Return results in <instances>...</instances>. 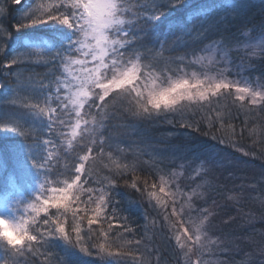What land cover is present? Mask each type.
Returning <instances> with one entry per match:
<instances>
[{
    "label": "trees",
    "instance_id": "16d2710c",
    "mask_svg": "<svg viewBox=\"0 0 264 264\" xmlns=\"http://www.w3.org/2000/svg\"><path fill=\"white\" fill-rule=\"evenodd\" d=\"M29 5L35 6L33 0H28L25 7ZM129 7L133 12L148 11L149 2L129 0ZM0 9V63L25 51L21 47L28 45L24 43L29 38L25 33L55 35L62 46L73 39L67 27L55 23L17 33L14 25L22 6L0 0ZM262 40L264 0H183L169 11L163 23L140 35L127 51L129 57L139 58L141 83L148 87L153 81L166 86V81L192 78L193 73L214 75L223 71L241 86L264 91V49L250 47ZM213 47L219 51L213 53ZM73 56L82 58L77 53ZM200 57L206 59L201 61ZM65 78L69 77L63 66L43 56L42 50H33L30 57L10 69L0 68V130L5 125L17 128L15 132L0 131V155L7 160L0 167V194L18 183L24 203L31 201L48 208L47 213L40 211L39 215L29 208V232L39 238L32 242L31 249L25 242L18 252L0 241V264H125L127 256H139L141 245L148 255L143 264H261L264 99L257 97L258 102L252 104L251 95L244 94L245 99L239 101L236 96L240 94L232 90L213 98L211 105L183 101L182 113L162 111L154 118L142 119L131 114L134 100H113L110 96L103 111L85 107L84 111L90 112L87 118L91 121L95 117L94 131L90 125L83 138L78 135L73 139L70 133L76 117L71 105L67 110L58 109L57 115L64 112L60 116L64 123L57 121L50 129L47 109L55 107L56 102L44 103L57 79ZM37 102L45 108V115H37L36 109L27 106ZM48 141L51 143L45 147ZM25 144L38 149L36 159L43 165L41 170L30 162ZM11 146L16 148L15 156L9 155ZM89 147L92 153L85 162L82 191L76 193L80 199L71 201L67 213L63 207L43 205L52 194L39 199L30 194V182L42 183L45 193L65 187L64 182L75 175L74 168ZM133 179L139 191L126 186L125 182L130 185ZM113 181V204L119 201L115 218L110 206L107 221L102 214L99 223L89 226L87 220L94 217L95 204L86 203L87 189H93L95 200L100 193L108 192ZM149 192L156 195L150 199ZM85 207L87 213L78 211ZM73 211H77L82 237L76 248L58 238L50 239L49 226L43 223L60 216L75 241ZM209 213L205 235L197 241L193 234L188 248L181 249L169 225L176 224L182 232L186 225L181 217L197 219ZM80 246L90 255L81 253Z\"/></svg>",
    "mask_w": 264,
    "mask_h": 264
},
{
    "label": "snow or ice",
    "instance_id": "6c2138e0",
    "mask_svg": "<svg viewBox=\"0 0 264 264\" xmlns=\"http://www.w3.org/2000/svg\"><path fill=\"white\" fill-rule=\"evenodd\" d=\"M148 2V11L133 12L132 8L129 7V0H48V2L41 0L39 3L33 0L34 7L31 5L25 7L28 0H12V3L21 5L23 9L14 25L17 33H24L26 29L41 24L55 23L67 27L71 31L73 39H70L66 46H62L55 35L40 36L34 33H25L33 43L27 46L22 45L21 47L25 51L13 56L11 60L0 63V68L10 69L19 61L30 57L33 50L37 52L42 50L43 56L50 57L53 61L61 64L69 78L57 79L56 87L47 93L44 103L48 104L53 99L56 102L55 107L47 109L48 127L50 129L57 121L64 123L60 120V116L64 112L60 111L57 115L58 109L67 110L71 105V110L76 117L70 133L73 139L78 135L83 138V135L90 131V125L92 126L91 130L94 131L95 117L90 121L87 118L90 112H85V107L88 106L89 109L96 107L103 111L108 104L107 98L110 96L113 100L120 98L134 100L135 104L131 109V114L142 119L154 118L162 111L165 113H182L185 107L183 101L204 102L211 105L213 98H218L225 93L230 94L232 90L240 94L236 96L239 101L245 99L244 94L251 95L252 104L258 102L257 97L264 99V91L254 90L247 85L241 86L238 80L229 79L223 71L214 75L193 73L192 78L180 77L166 81V86L157 85L155 81L152 82L151 87L142 84L140 60L138 57H129L127 50L140 38V35L163 23L168 18L169 11L176 4L182 3L183 0H164L163 3L160 0H148ZM138 7L142 9L144 5L139 4ZM129 15L131 18H128ZM250 47L264 49V40L260 41L259 44H252ZM218 51V48L213 47V53ZM73 53L79 54L82 58H75ZM222 55H226V53ZM204 59L206 58L200 57L201 61ZM209 62H211L210 58ZM89 64L92 66L89 67ZM4 75L7 76L8 73L5 72ZM0 87H3L2 83H0ZM42 87H47V85H42ZM145 89L147 90L146 97L144 95ZM53 92L55 93L54 96ZM27 106L36 109L37 115H45V108L41 107L38 102ZM200 106L203 107L204 104L202 103ZM185 126L192 127V125ZM0 131L15 132L17 128H9L5 125ZM71 142L69 140V144ZM50 143L48 141L45 147ZM37 150L31 145H24V152L28 155L32 165L41 170L43 165L36 159ZM101 150L103 149L101 148ZM91 153L92 148L89 147L88 154L80 156V162L74 168L75 175L64 182L65 187L51 188L49 191L53 195L49 199H44L43 205L51 203V206L57 209L63 207L65 213L70 210L71 201L80 199L76 193L82 191L81 182L86 171L85 162L89 160ZM15 154L16 148L11 146L9 155L15 156ZM6 163L5 157L0 155V167H4ZM163 182L167 183V181ZM125 183L133 190H140L136 179H133L130 185ZM115 187L116 184L113 181L108 192L100 193L95 200L92 197L93 189H87L88 201L86 203L95 204V208L92 209L94 217L87 220L89 226L99 223L102 214L107 221L110 206L113 208L111 216L113 219L115 218V209L119 206V201L116 204H113L112 201L111 193ZM160 191L163 192L164 188L161 187ZM155 195V192L148 193L150 199ZM229 199H235V197H229ZM157 203L163 206L162 201L158 200ZM27 207L36 212L37 215L40 211L45 213L48 211L47 207H41L37 203H30ZM78 211L87 213L89 209L85 207L78 209ZM173 214H177L175 209H173ZM209 215L210 213L197 219L189 217L187 220L181 217L182 223L186 225L182 232L177 229L176 224L169 225L173 229V235L181 249L188 248V241L192 239L193 234H196L197 241L201 239V235H205V226L209 220ZM3 219L12 230L11 236L0 234V241L7 246L21 252L25 242H27L29 249L32 247V242H38V236L30 234L28 222ZM72 219L74 225L72 230L76 233L75 241L66 231L64 221L60 216L49 217L43 221L45 225L49 226V238L63 240L72 248L80 245L82 237L77 221V211L72 212ZM79 219L83 220L84 217L81 216ZM165 219H169L167 214ZM100 247L104 250L103 245ZM79 251L90 255L88 249L83 246L79 247ZM191 251L192 249L189 248L188 252ZM187 254L186 252L185 255ZM260 255L264 257V249L261 250ZM65 264H67L66 261ZM261 264H264V260L261 261Z\"/></svg>",
    "mask_w": 264,
    "mask_h": 264
},
{
    "label": "rangeland",
    "instance_id": "374dc122",
    "mask_svg": "<svg viewBox=\"0 0 264 264\" xmlns=\"http://www.w3.org/2000/svg\"><path fill=\"white\" fill-rule=\"evenodd\" d=\"M25 42L28 45L33 43V41L31 40H26ZM246 96H249V94H247ZM41 185L42 183L39 182H34V183L30 182L28 185V190L30 194L39 198H44L46 196H49L50 194L53 195L51 191L45 193L44 190L45 187L44 186L41 187ZM17 187H18V183L17 185H15L14 183L13 185L10 186L9 189H7V193L0 194V217L9 219L14 222H20L22 220L27 222L30 213V210L27 206L28 204H30L31 201L24 203L22 201L24 198H21L19 193L20 190ZM13 201H15V206L11 205ZM138 248L140 251V254H138L139 256L137 258L132 256H127L126 258H124L125 264H143L144 259L145 261H148V255L146 254V251H144L143 246L141 245Z\"/></svg>",
    "mask_w": 264,
    "mask_h": 264
},
{
    "label": "clouds",
    "instance_id": "9594fccd",
    "mask_svg": "<svg viewBox=\"0 0 264 264\" xmlns=\"http://www.w3.org/2000/svg\"><path fill=\"white\" fill-rule=\"evenodd\" d=\"M0 234L8 236L12 235V230L10 226L6 223L5 219L3 218H0Z\"/></svg>",
    "mask_w": 264,
    "mask_h": 264
}]
</instances>
